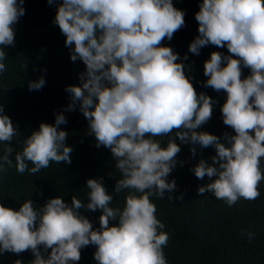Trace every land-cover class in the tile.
<instances>
[{"label":"clouds","instance_id":"9594fccd","mask_svg":"<svg viewBox=\"0 0 264 264\" xmlns=\"http://www.w3.org/2000/svg\"><path fill=\"white\" fill-rule=\"evenodd\" d=\"M49 4L53 0H48ZM24 0H0V73L5 71L4 46L14 45V25L25 14ZM196 13L199 35L189 51L199 54L202 46H226L231 55L213 51L205 61L206 86L227 93L222 106L223 122L235 135L225 134L226 143L207 131H198L212 116L214 101L197 94L179 53L163 46L184 24L185 13L173 0H62L54 23L66 36L71 59L86 65L82 86H68L67 110L80 111L89 122L97 147L111 150L122 178L114 191L125 189V205L111 207L113 195L101 179L87 180V203L75 195L71 204L49 199L37 208L26 199L18 210L0 203V254L31 250L30 264H75L81 249L96 246L98 264H168L164 253L169 235L157 218L150 197H164L176 189L168 177L177 164L180 145L164 137L174 128L182 143L212 146L211 162L201 159L193 168L197 178L210 182L198 188L211 192L229 207L240 198L255 200L264 179V0H202ZM74 45V47H72ZM184 59H187L185 55ZM250 74L241 79L242 67ZM86 77V78H85ZM46 83L43 76L29 82V90ZM58 113L54 124L41 123L23 141L15 155V167L35 174L50 161L71 163L72 147L65 141L66 124ZM18 130L0 105V171L11 166V142ZM196 148H192L195 154ZM32 163L29 168L27 162ZM169 199H173L171 196ZM102 210L100 227L93 229L80 209ZM110 220L118 223L110 225ZM249 239L253 233H248ZM51 252L48 253V250ZM47 254V255H45ZM15 264H23L16 260Z\"/></svg>","mask_w":264,"mask_h":264},{"label":"trees","instance_id":"16d2710c","mask_svg":"<svg viewBox=\"0 0 264 264\" xmlns=\"http://www.w3.org/2000/svg\"><path fill=\"white\" fill-rule=\"evenodd\" d=\"M61 2L53 0L49 4L48 0H24L25 14L13 26L15 43L4 46L7 57L5 71L0 73V105L12 119L18 135L6 142L13 147L9 157L12 165L5 163L4 170L0 171V203L18 210L26 199H31L34 206L40 208L49 199L57 197L71 204L75 195L86 204L87 180L102 178L104 187L113 195L110 206L122 209L128 190L114 191L122 175L116 169L111 150L103 145L96 146V137L90 133L89 122L80 111L79 102L75 110H67L71 99L66 88L82 86L81 77L86 73V65L80 59L73 61L70 58L66 36L54 23ZM201 3L202 0H173L174 6L185 13L184 24L174 32L171 40L165 38L161 44L179 53L177 62L185 65V75L197 94L203 92L214 101L211 118L198 131L215 134L226 143L225 134H236L223 122L221 109L227 93L206 86L209 77L204 75V64L213 51L224 55L231 53L226 46L212 44L202 46L199 54L189 51L190 43L199 35V22L195 16ZM185 55L187 59H184ZM241 67L243 79L250 74V69ZM41 76L46 80L45 85L38 90H29V82ZM58 113H63L67 120L59 128L68 133L65 143L73 149L71 163L50 161L47 168L35 174L27 170L18 172L15 155L22 151L24 139L38 130L41 123L54 124ZM177 131L174 128L164 137H156L162 140V146H166L170 138L180 145L177 164L168 177L169 181L175 179L177 187L171 193L165 190L163 198L150 197L156 205L157 218L165 224L164 231L169 235L164 246L168 264H264V179L258 185V198H240L231 207L211 192L200 194L198 188L209 183L210 178L207 175L203 179L197 178L193 168L201 159L211 162L216 150L212 146L182 143L175 136ZM3 148L0 144V157L4 155ZM27 163L29 168L33 166L30 161ZM261 167L264 168V158ZM80 212L90 220L93 229L100 227L101 209L93 211L84 207ZM116 223L118 221L110 220V225ZM249 232L253 233L251 239ZM95 251V245L83 247L81 258L75 264H98ZM34 258L30 249L19 254L5 252L0 254V264H15L18 259L23 264H30Z\"/></svg>","mask_w":264,"mask_h":264}]
</instances>
